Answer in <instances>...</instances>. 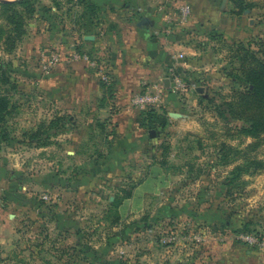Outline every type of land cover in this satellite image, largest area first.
<instances>
[{
  "label": "rangeland",
  "instance_id": "obj_1",
  "mask_svg": "<svg viewBox=\"0 0 264 264\" xmlns=\"http://www.w3.org/2000/svg\"><path fill=\"white\" fill-rule=\"evenodd\" d=\"M237 3L250 7L239 13ZM35 5L12 50L4 46L8 28L0 12V93L15 106L5 125L9 138L0 137V264H171V253L180 262L206 264L214 260L213 249L225 257L230 245L239 248L243 264H264V245L242 237L264 242V167L235 171L251 158L264 162V133H241L246 123L224 105L233 91L249 88L236 75V45L262 55L264 0H35ZM184 5L191 8L185 21ZM143 18L153 21L144 28L150 39L164 37L165 77L173 54L194 63L177 66L187 89H169L177 100L174 123L167 131L158 126L153 136L145 129L122 171L112 157L114 137L105 139L87 115L74 120L58 103L55 88L62 80L63 95L69 89L62 65L76 55L88 56L92 71L102 68L103 82L114 43L124 39L127 25L141 28ZM103 31L113 34L101 57L93 35ZM37 130L40 135L32 138ZM158 161L159 172L153 170ZM149 176L160 183L147 201L134 208L128 200L115 222V198ZM202 195L213 199L208 204L217 213L216 222H204L207 235L216 237L213 244L198 238ZM174 208L185 217L171 218Z\"/></svg>",
  "mask_w": 264,
  "mask_h": 264
},
{
  "label": "crops",
  "instance_id": "obj_2",
  "mask_svg": "<svg viewBox=\"0 0 264 264\" xmlns=\"http://www.w3.org/2000/svg\"><path fill=\"white\" fill-rule=\"evenodd\" d=\"M141 3L137 5V8H142ZM106 8V6H102V9L105 10ZM123 19L120 21L125 22L126 19ZM151 22L153 21L151 20L150 23ZM127 27L126 33L123 35L124 39H119L120 42L117 44L114 43V49L111 51L110 59L106 61V66H109L107 75L111 79L110 85H105L104 81L102 82L103 79L101 80L100 75L102 74V68L92 71L91 66L95 64L94 62L75 56L76 59H72L69 63L65 62L66 66L62 65L64 66V72L67 74V80L70 82V86L66 87L69 88V92L65 89V95H63L64 84L62 80L61 82L60 80L57 82H60V87L57 86L55 88V91L58 92L56 93L57 97H60L58 103L61 108L70 109L71 112L76 114L72 115L74 120L76 119L78 121L80 115H87L88 118L86 120H88V122L96 121L98 123L96 127H101L100 131L104 132L105 139L114 137L115 143L113 147H111L112 157H116V161L118 162L117 166L122 169V171L127 164V153L137 152V148L139 147L138 142L140 144L142 139L141 135H143L142 133L145 131L138 122L141 110L133 106L131 99L136 93L142 90L146 82H159V79L167 78L165 77L167 70L166 65L161 62L162 58L166 56L168 49L162 48L164 37H160L158 40L157 38L150 39L148 37V30L142 27L135 28L132 24L127 25ZM112 34L113 32H107L106 34L105 31H103L100 35H93L94 45L98 49L100 48L99 52L102 51L100 53L101 57H103L102 55L104 52L102 48L106 38L110 37ZM120 35L118 38H120ZM157 57L158 60H156ZM183 57L181 53L176 55L173 54L174 59H171V67L193 65L194 60L185 59ZM135 59H143L145 61L143 63L141 61L133 62ZM67 67L72 68L69 69ZM59 77L61 76L58 75L57 78L59 79ZM43 84L45 85V82ZM176 102L175 95L171 94L168 90L162 109H160L161 111H163V109L168 110L166 113L169 118L168 126L174 123L173 119L175 117L177 118V114L172 111V103L176 104ZM165 131H167V127ZM153 170L157 172L162 171V165L159 161L154 164ZM141 179L142 181L133 188L131 196L123 198L118 208L120 218L121 215H123L121 208L125 202L128 200L133 201L136 205L134 208H137L140 203L147 201L146 199L149 192L153 191L155 185L160 183V179L153 176ZM211 201H213V199L209 198L208 195H202V239L205 245L207 242H212L213 244L217 241L215 235H207V232L204 231V225L216 222V209H214V206H209L210 204H208V202ZM171 212L172 213L169 215L173 219L175 217H185L184 211L181 212L174 208ZM186 217H188V215ZM195 218L198 217L195 216ZM217 218H221V216ZM213 219L214 221H212ZM204 222L206 224H204ZM180 243L182 244L183 242L176 241L175 245L177 246ZM231 246L233 247V245L225 247L224 251L227 250V256L225 257H222L220 251L216 252V249H213L211 252H213L212 257H214V260L206 264H243L242 262L245 258L240 257L239 248L233 249ZM168 256V258L172 260L171 264H188L183 262L182 258L180 259L182 260L181 262L178 261V258L175 259L172 253ZM155 261H157V259ZM201 262L198 264H201Z\"/></svg>",
  "mask_w": 264,
  "mask_h": 264
},
{
  "label": "trees",
  "instance_id": "obj_3",
  "mask_svg": "<svg viewBox=\"0 0 264 264\" xmlns=\"http://www.w3.org/2000/svg\"><path fill=\"white\" fill-rule=\"evenodd\" d=\"M95 6V4H92V8ZM237 7L239 8V13H241L250 6L237 3ZM35 11V0L0 1V12L8 28L4 39V46L7 50L14 49L17 43L22 39L23 35L26 33V20H28ZM149 23V19L146 23L141 21L139 26L146 28ZM1 36L2 34H0V37ZM260 52L262 54L261 56L257 55V53L249 48H246L242 43L236 45L234 57L237 58L239 62V73L236 75L248 83L249 88L246 90L233 91L232 95H230V99L224 102L227 112L231 117L240 119L246 123L245 126L239 129L240 132L254 137H259L264 133V41L261 43ZM2 81L7 82L9 80L2 75ZM109 83H111V80ZM109 83L104 81L105 85H108ZM14 109L15 106L11 103L8 94L4 91L0 93V137L3 140H8L9 138V133L5 128V125L8 122V117L14 112ZM160 109H162V107H149L145 110H141L138 117L139 125L148 131L154 130L158 126L162 128L166 127L168 125V118ZM50 123L53 124L54 121L51 120ZM39 135V130L31 133L32 138H37ZM42 144H47V141ZM252 166H254L253 169L255 170L261 169L264 167V162L257 157L251 158L248 159L246 168L244 165H237L235 171L239 172L240 175L241 172H248V168ZM141 181L142 179L136 183L133 182L130 190L124 189V195L115 198L114 203L116 204L114 205L117 208L116 212L118 216L116 217L115 222H119L121 219L118 208L123 198L130 197L133 188ZM229 183H227V185Z\"/></svg>",
  "mask_w": 264,
  "mask_h": 264
},
{
  "label": "built area",
  "instance_id": "obj_4",
  "mask_svg": "<svg viewBox=\"0 0 264 264\" xmlns=\"http://www.w3.org/2000/svg\"><path fill=\"white\" fill-rule=\"evenodd\" d=\"M190 12V6L184 5L181 7L183 21L188 20ZM84 58L88 60V56H85ZM168 70L170 76L163 79L162 82H146L144 84L142 90L132 97L131 102L133 106L139 108L140 110H145L149 107L161 108L169 89L176 92L185 91L187 89V84L179 72V69H177V67L170 66ZM110 80L111 79L109 77H104L105 82L109 83ZM167 80L169 81L168 84L166 83ZM242 237L251 244L264 245V242H261L256 236L243 235ZM198 238L203 241L202 236H199Z\"/></svg>",
  "mask_w": 264,
  "mask_h": 264
},
{
  "label": "water",
  "instance_id": "obj_5",
  "mask_svg": "<svg viewBox=\"0 0 264 264\" xmlns=\"http://www.w3.org/2000/svg\"><path fill=\"white\" fill-rule=\"evenodd\" d=\"M147 20H148V18H144V19L142 20V22H143V23H146ZM166 83L168 84V80L166 81ZM150 134H151V136H153V135L155 134V131H154V130H151V131H150Z\"/></svg>",
  "mask_w": 264,
  "mask_h": 264
}]
</instances>
